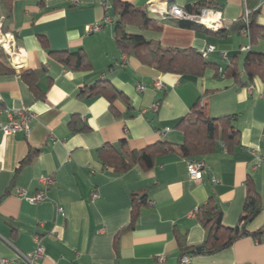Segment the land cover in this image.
Listing matches in <instances>:
<instances>
[{
  "label": "crops",
  "instance_id": "crops-1",
  "mask_svg": "<svg viewBox=\"0 0 264 264\" xmlns=\"http://www.w3.org/2000/svg\"><path fill=\"white\" fill-rule=\"evenodd\" d=\"M146 9L150 17L162 20L150 5L162 9L170 4L187 6L202 0H124ZM222 24L210 32L183 27L182 20L168 18L160 30L139 31L146 39L166 47L190 48L204 52L214 46L208 60L218 63L221 73L207 69L203 76L162 73L123 54L115 40V17L110 1L103 0H17L8 31L17 37L23 67L17 69L0 46V123L8 121L5 110L30 114V132L4 135L0 130V264H30L22 254L38 246L42 256L35 264H182L184 255L176 231L188 245L198 246L206 230L195 216L197 208L215 195L224 210V223L236 225L246 199V179L251 174L264 203V82L240 85L224 75L228 56L238 55L240 67L247 57V36L229 29L244 12V0H217ZM112 22L99 32L86 27ZM0 6V23L4 16ZM264 27V4L257 17ZM264 46V44L262 43ZM254 50V47H252ZM86 54L89 67L72 70L59 55ZM43 70L38 78L43 98H36L25 74ZM107 82L127 97L115 102L114 110L103 95L80 96L82 88ZM161 82V87L156 86ZM143 85V90L138 86ZM203 106L211 117L235 115L233 125L240 131V146L228 152L218 141L216 150L195 157L205 164L202 180H191L188 159L179 150L159 155L151 169L135 165L122 173L103 166L97 150L115 144L124 150H140L158 141L180 145L184 134L179 121L194 106ZM158 104L157 111L153 110ZM128 113L130 115H128ZM75 119L86 130L73 132ZM169 127L165 134L160 131ZM38 150L28 164L21 161ZM19 168V169H18ZM54 175L56 183L47 198L32 201L43 186L40 178ZM217 181L214 183L212 179ZM20 191L26 192L21 196ZM98 196L92 198V192ZM147 194L146 205L134 227L120 237L117 233L131 218L134 194ZM58 207L64 214H58ZM264 225L262 211L248 226L255 231ZM190 254L187 264H264V236L237 240L216 254ZM164 257V261L159 258Z\"/></svg>",
  "mask_w": 264,
  "mask_h": 264
},
{
  "label": "trees",
  "instance_id": "trees-1",
  "mask_svg": "<svg viewBox=\"0 0 264 264\" xmlns=\"http://www.w3.org/2000/svg\"><path fill=\"white\" fill-rule=\"evenodd\" d=\"M16 1L0 0V6L5 12L2 17V28L4 31L9 29ZM108 1L112 5L115 17V40L123 54L135 56L142 64L153 67L162 73L201 77L207 69H214L215 75H220L219 64L208 60V58L204 57L203 52L193 47H166L159 41L146 39L141 33L133 32V29L139 31L160 30L162 29L163 20L150 17L146 9L136 7L128 1ZM38 2L40 6H43L45 0H38ZM257 4L258 0H247V8L250 10L248 27L250 30L251 50L247 51L243 67H240L238 55L228 56L229 62L225 67L224 75L233 78L240 85H254L256 79L264 82V51L252 50L253 45L264 43V27L257 23L261 7L257 8ZM103 5H107L106 0H103ZM185 9L190 13L199 15L203 9L221 11L222 5L217 0H202L198 4L185 6ZM245 23V12H243L242 16L229 29H221L215 33L225 37L234 32H241ZM180 25L210 32L203 24L193 21L182 20ZM52 53L59 55L60 61L72 70H83L90 65L86 54L81 52L69 53L68 55L65 52L55 51ZM42 73L43 70H34L25 74L30 88L38 99L44 97L38 86V78ZM96 95L105 96L110 103V108L113 110L115 102L119 98L127 100L122 91L107 82H97L95 85L89 88H82L80 91V96L82 97ZM128 115L130 114L128 113ZM234 118L235 115L208 116L204 107L198 103L178 123V127L182 129L184 134L182 144L177 145L161 140L143 149L129 151L123 149L124 141H122L120 148L115 144L107 143L97 150V154L104 167L113 170L115 173H122L135 165L151 169L155 165L157 156L169 154L176 150H179L186 158L210 154L216 150L218 141H221L226 146L228 152H232L235 147L240 146V131L233 125ZM87 128V125L83 127L78 125L75 119L71 121L73 132L86 130ZM36 151L38 150L31 149L30 153L21 161L20 167L31 162ZM246 191V199L240 220L234 226H228L224 223V210L215 195H210L208 200L197 208L195 216L205 228L206 237L200 245L190 246L187 243L186 236L176 231V239L184 255L187 253L216 254L231 247L243 237L251 236L260 240L264 236V225L255 231L248 229L249 224L264 211V203L257 189L255 179L251 174L246 179ZM146 197V192L133 195L130 221L120 229L114 240L116 251L119 249L121 235L134 227L140 216L142 206L148 204ZM187 255L190 256V254Z\"/></svg>",
  "mask_w": 264,
  "mask_h": 264
},
{
  "label": "built area",
  "instance_id": "built-area-1",
  "mask_svg": "<svg viewBox=\"0 0 264 264\" xmlns=\"http://www.w3.org/2000/svg\"><path fill=\"white\" fill-rule=\"evenodd\" d=\"M72 3L77 4L78 0H71ZM264 4V0H258L257 8L262 7ZM153 9L159 14L160 18L162 20H166L168 18H175L177 20H183V21H193L197 23H201L205 25L208 28H211L213 30H217L221 24H222V17L221 13L219 11H215L212 9H203L201 14H194L188 12L185 7L180 6L178 4H170L165 9H162L159 7L155 2L150 4ZM244 12H245V18L246 23L244 27L241 29V33L248 37L249 44L245 47V51L251 50L250 45V30L248 27V14L250 10L247 8V0H244ZM208 16L210 19V24H204L201 22L202 17ZM112 17L108 14V12L105 14L102 22L89 25L86 27V31L88 33L91 32H99L103 29L104 25L111 23ZM0 46L4 49V51L7 53L10 61L14 65L15 68L20 69L23 67V64L21 62V53L19 50V45L17 42V37L15 34L11 31H4L2 28V23H0ZM214 46H208L207 49L203 52L204 57L208 58L209 52L214 51ZM163 84L161 82H156L157 87H161ZM144 86L139 85L138 90H143ZM153 110L157 111L158 104H154L152 107ZM4 111L0 105V112ZM7 114L8 121L6 123H0V130L3 132L4 135H14L20 131H24L26 133L30 132L31 126H30V120L31 116L26 112L25 110H5ZM171 129L169 127L163 128L160 133L163 135L167 132H169ZM188 174L191 180H202L205 175V164L197 160L195 158H189L188 159ZM212 181L216 183V179L213 178ZM40 183L42 184L43 188L38 191L36 194H34L31 197L32 201H40L45 198H47V189L54 185L56 183V177L54 175L44 176L40 178ZM21 196H26V192L20 191ZM98 196L97 191L92 192V198H96ZM58 214L63 215L64 209L62 207H58L57 209ZM42 248L41 246H38L36 250L31 254H22V258H24L26 261H28L30 264H35L34 260L40 258L42 256ZM160 261H164V257L159 258ZM190 261L189 255H184L181 258L182 264H187ZM2 264H10V260H7L5 258L1 259Z\"/></svg>",
  "mask_w": 264,
  "mask_h": 264
},
{
  "label": "rangeland",
  "instance_id": "rangeland-1",
  "mask_svg": "<svg viewBox=\"0 0 264 264\" xmlns=\"http://www.w3.org/2000/svg\"><path fill=\"white\" fill-rule=\"evenodd\" d=\"M264 44V43H263ZM254 51H264V46L262 43L253 45ZM247 54V53H246Z\"/></svg>",
  "mask_w": 264,
  "mask_h": 264
},
{
  "label": "bare ground",
  "instance_id": "bare-ground-1",
  "mask_svg": "<svg viewBox=\"0 0 264 264\" xmlns=\"http://www.w3.org/2000/svg\"><path fill=\"white\" fill-rule=\"evenodd\" d=\"M210 19H209V17L208 16H205V17H202V20H201V22H203L204 24H210Z\"/></svg>",
  "mask_w": 264,
  "mask_h": 264
},
{
  "label": "water",
  "instance_id": "water-1",
  "mask_svg": "<svg viewBox=\"0 0 264 264\" xmlns=\"http://www.w3.org/2000/svg\"><path fill=\"white\" fill-rule=\"evenodd\" d=\"M199 249V248H198Z\"/></svg>",
  "mask_w": 264,
  "mask_h": 264
}]
</instances>
